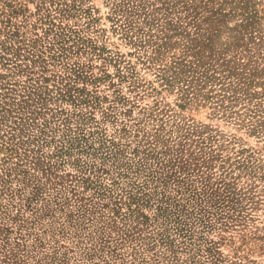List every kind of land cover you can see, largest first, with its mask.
Wrapping results in <instances>:
<instances>
[{"label":"rangeland","instance_id":"374dc122","mask_svg":"<svg viewBox=\"0 0 264 264\" xmlns=\"http://www.w3.org/2000/svg\"><path fill=\"white\" fill-rule=\"evenodd\" d=\"M0 264H264V0H0Z\"/></svg>","mask_w":264,"mask_h":264},{"label":"trees","instance_id":"16d2710c","mask_svg":"<svg viewBox=\"0 0 264 264\" xmlns=\"http://www.w3.org/2000/svg\"><path fill=\"white\" fill-rule=\"evenodd\" d=\"M66 152H67V151H66ZM67 153H68V152H67ZM109 198H110V197H109ZM145 203H147V202H145ZM144 205H146V204H144V203L141 204V206L145 207ZM158 211H160V213H161V209H160V208L158 209ZM179 212H180V211L177 212L178 215H179ZM157 214H158V216H159V213H157ZM180 214H181L180 216H181V217H184V218H188V216H189V215H186V213H183V211H181ZM184 214H185V215H184ZM145 219H146V218H145ZM147 220H148V219H147ZM141 221H142V220H141ZM147 224H148V223H146L145 225H147ZM149 224H150V223H149ZM149 224H148V225H149Z\"/></svg>","mask_w":264,"mask_h":264}]
</instances>
